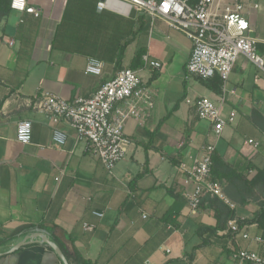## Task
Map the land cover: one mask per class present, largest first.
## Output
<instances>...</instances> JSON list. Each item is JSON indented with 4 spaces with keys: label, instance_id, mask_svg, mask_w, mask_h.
Wrapping results in <instances>:
<instances>
[{
    "label": "crops",
    "instance_id": "crops-1",
    "mask_svg": "<svg viewBox=\"0 0 264 264\" xmlns=\"http://www.w3.org/2000/svg\"><path fill=\"white\" fill-rule=\"evenodd\" d=\"M99 1L30 0L38 16L10 2L0 23V264H80L77 255L92 264H234L236 249L264 255L256 239L264 228L240 224L264 200V69L241 54L225 83L187 76L193 42L185 32L123 1L99 10ZM244 1L264 59V0ZM89 57L104 62L101 76L86 72ZM125 68L142 76L153 105L144 119L127 120L129 152L110 172L71 124H57L67 140L54 142L55 125L33 102L42 92L89 97ZM202 96L225 118L236 112L220 134L187 101ZM24 119L33 124L27 144L17 140ZM208 143L213 177L235 207L203 197L194 212L190 170ZM233 218L247 237L229 227ZM34 232L47 234L67 263L39 237L18 246Z\"/></svg>",
    "mask_w": 264,
    "mask_h": 264
},
{
    "label": "built area",
    "instance_id": "built-area-1",
    "mask_svg": "<svg viewBox=\"0 0 264 264\" xmlns=\"http://www.w3.org/2000/svg\"><path fill=\"white\" fill-rule=\"evenodd\" d=\"M126 2L138 12L147 13L152 18H164L175 29L182 30L193 42L191 56L186 64L187 76L197 75L205 80L218 75L225 83L236 64L238 57L247 56L256 66L264 69V59L257 51V37L248 16L244 0H198L192 5L188 0H118ZM21 0H11V7L22 12L39 15V9L30 0H22L23 7H17ZM167 4V8L165 5ZM107 6L106 0L98 2V9ZM253 6L259 7L257 2ZM146 60H149L146 56ZM156 68L161 67L159 61H150ZM86 72L101 76L104 62L96 57H89ZM197 115L213 123V130L220 134L228 122L236 117L231 111L228 118L222 116L220 106L211 98L202 96L193 101ZM34 107L48 114L55 125L53 141L64 145L66 134L57 124L67 122L75 127L78 137L89 142L90 149L97 154L105 167L112 172L115 165L126 158L131 144L124 128L129 118L139 120L149 115L153 105L150 91L144 84L142 76L132 68H125L103 82L89 97H77L69 100L62 96L42 92L36 95ZM33 124L30 120H20L17 124V140L27 144L32 139ZM254 143L253 139L248 140ZM215 145H204V153L197 159L190 170V179L195 182L193 192L187 194L189 205L194 212L206 195L217 196L231 207L235 204L223 191L222 182L213 177V153ZM59 179V177H56ZM103 215L101 212H96ZM147 215L144 214V217ZM229 227L244 237L248 236L233 218ZM92 230L93 225L86 224ZM264 241L262 236L256 238ZM237 262L250 261L264 264V255L255 251L240 248L235 250Z\"/></svg>",
    "mask_w": 264,
    "mask_h": 264
},
{
    "label": "trees",
    "instance_id": "trees-1",
    "mask_svg": "<svg viewBox=\"0 0 264 264\" xmlns=\"http://www.w3.org/2000/svg\"><path fill=\"white\" fill-rule=\"evenodd\" d=\"M10 2H11V0H0V23L3 19V17L7 16L11 12ZM188 2L192 5H195L198 2V0H188ZM220 80H221V78H220ZM219 83H220V81H219ZM214 162H215V160L213 157V163ZM212 169H213V166H212ZM257 176H260V178L263 177V180H264V168H262L258 171ZM210 196L211 195H206L204 197H206V199H210L211 202L217 201L220 204L223 203V201H222L223 199L220 200L219 198H217V196H213V198H210ZM232 217H234V213L229 210L227 213L226 219L228 220L229 218H232ZM251 221H258L260 223V225L264 228V200L261 202L260 210L256 214V216L252 220H244L240 224L243 225L244 223L251 222ZM76 260L80 264H92L89 259H86L81 255H77Z\"/></svg>",
    "mask_w": 264,
    "mask_h": 264
},
{
    "label": "water",
    "instance_id": "water-1",
    "mask_svg": "<svg viewBox=\"0 0 264 264\" xmlns=\"http://www.w3.org/2000/svg\"><path fill=\"white\" fill-rule=\"evenodd\" d=\"M28 224L25 225H21L19 226L16 231H20L23 228L27 227ZM35 237H39L40 241L45 242L49 245H51L54 250L56 251V253L63 259L65 260V262L67 263V260L64 256V254L62 253V251L60 250V248L49 238V236L43 232H34L29 238H27L26 240L22 241L18 246H22L25 245L27 243H29L32 239H34ZM68 264V263H67Z\"/></svg>",
    "mask_w": 264,
    "mask_h": 264
},
{
    "label": "snow or ice",
    "instance_id": "snow-or-ice-1",
    "mask_svg": "<svg viewBox=\"0 0 264 264\" xmlns=\"http://www.w3.org/2000/svg\"><path fill=\"white\" fill-rule=\"evenodd\" d=\"M17 7H23V3H22V0H21V2H19V3H17ZM165 7L167 8L168 6H167V4L165 5Z\"/></svg>",
    "mask_w": 264,
    "mask_h": 264
},
{
    "label": "clouds",
    "instance_id": "clouds-1",
    "mask_svg": "<svg viewBox=\"0 0 264 264\" xmlns=\"http://www.w3.org/2000/svg\"><path fill=\"white\" fill-rule=\"evenodd\" d=\"M15 6H17V5H15Z\"/></svg>",
    "mask_w": 264,
    "mask_h": 264
}]
</instances>
